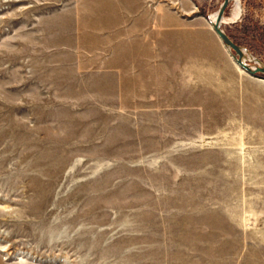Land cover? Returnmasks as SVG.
<instances>
[{
	"label": "rangeland",
	"instance_id": "obj_1",
	"mask_svg": "<svg viewBox=\"0 0 264 264\" xmlns=\"http://www.w3.org/2000/svg\"><path fill=\"white\" fill-rule=\"evenodd\" d=\"M101 1L0 0V264H264V80L210 33L223 0H119L164 1L165 35L113 62ZM241 6L224 29L264 63Z\"/></svg>",
	"mask_w": 264,
	"mask_h": 264
},
{
	"label": "crops",
	"instance_id": "obj_2",
	"mask_svg": "<svg viewBox=\"0 0 264 264\" xmlns=\"http://www.w3.org/2000/svg\"><path fill=\"white\" fill-rule=\"evenodd\" d=\"M108 2H111V1L102 0L99 3L100 4V12L98 11L97 5H93V4L87 3V2L84 3V5L82 6V9L86 12L88 11V14H90L88 16V18H89L88 20H90V18H95V16L99 19L98 24H96L95 27L92 26L91 24H88L89 28H91L92 31L91 30L88 31V29L84 30V34L89 33L90 35H93V37H94L95 35H97V32H98L97 29H100L99 26H101V29L99 32H101L102 35H106L108 37V41H109L108 45L111 46V50H112L110 55L109 56L107 55V59L109 60V62L110 61L113 62L116 59L119 60V59H121V57L125 58V56L127 54L126 50L131 49V47H132L131 42L133 43L136 41H140L142 38H145V37H147V39H149L151 37V36L149 37L150 34L156 35V36L162 35L164 37V35H165V16H164V12L159 13V10H161V9L164 11V8H165L164 1H160L158 3H153V6L150 4H145L144 2L127 3V2L115 0V1L111 2L112 5H110ZM146 8H148V9L154 8L155 10H157V13H153L152 16H150L149 13H147L146 18L143 17V15H144L143 13H140L138 15L133 14L134 10H143ZM119 10H124L125 15L130 10L132 13V17H131V15H130V17L122 16L121 13L119 12ZM110 11H112V12H110ZM141 19H143L147 25L146 31H136V29H137L136 26L140 25L139 21ZM88 25H87V28H88ZM209 30H210L211 34L214 33L212 27ZM168 34L174 35L175 31L172 29L168 32ZM216 36H217V34H216ZM113 38H114L115 42H113ZM144 41H146V38ZM136 49H138V47ZM229 55H230V53H229ZM149 57L151 59L156 60V61L150 59V61L147 63L148 69L146 72L144 71V73L151 74L154 72V69H156L157 73H159L160 68H162V71H160V74H162L163 76L165 74L171 73L169 71H167V72L165 71V60H164L165 52L164 51H162L160 53L158 51V52L150 55ZM159 58H160V60H159ZM231 58H232V56H231ZM120 63L122 64V62H120ZM149 68H152L153 71H150ZM240 71H243V70L240 69ZM101 72H103V71H101ZM113 72H115V71H113ZM130 72L138 73L135 70H130ZM160 74H157V75H160ZM164 78H165V76H164Z\"/></svg>",
	"mask_w": 264,
	"mask_h": 264
},
{
	"label": "water",
	"instance_id": "obj_3",
	"mask_svg": "<svg viewBox=\"0 0 264 264\" xmlns=\"http://www.w3.org/2000/svg\"><path fill=\"white\" fill-rule=\"evenodd\" d=\"M230 1L231 0H223L218 9V21L213 22L212 20H210L209 16V23L211 24L213 30L218 35L236 64L244 71H246L249 75L257 78H264V63H262L254 56H252L253 59H246V50H244L242 46L236 43L224 29L223 18ZM253 62L258 65L254 66V64H252Z\"/></svg>",
	"mask_w": 264,
	"mask_h": 264
},
{
	"label": "bare ground",
	"instance_id": "obj_4",
	"mask_svg": "<svg viewBox=\"0 0 264 264\" xmlns=\"http://www.w3.org/2000/svg\"><path fill=\"white\" fill-rule=\"evenodd\" d=\"M236 2V7L234 8L233 14L231 18H227L226 16H224L223 18V24H228L230 22H234L236 21L242 14V6H241V0H234ZM219 18V13L218 11L216 13H214L212 16H210V20H212L213 22H217ZM211 25V24H210ZM212 27V26H211ZM218 36V35H217ZM220 39V38H219ZM246 53V51H245ZM246 59H253L252 56L251 58H249L247 56L246 53ZM255 66V65H254ZM242 69V68H241ZM262 80H264V78H260Z\"/></svg>",
	"mask_w": 264,
	"mask_h": 264
}]
</instances>
